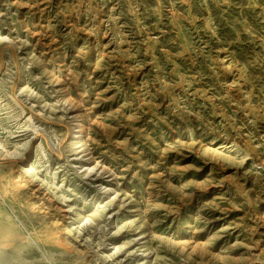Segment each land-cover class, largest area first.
I'll use <instances>...</instances> for the list:
<instances>
[{
  "label": "rangeland",
  "instance_id": "rangeland-1",
  "mask_svg": "<svg viewBox=\"0 0 264 264\" xmlns=\"http://www.w3.org/2000/svg\"><path fill=\"white\" fill-rule=\"evenodd\" d=\"M22 1L0 264H264V0Z\"/></svg>",
  "mask_w": 264,
  "mask_h": 264
},
{
  "label": "bare ground",
  "instance_id": "bare-ground-1",
  "mask_svg": "<svg viewBox=\"0 0 264 264\" xmlns=\"http://www.w3.org/2000/svg\"><path fill=\"white\" fill-rule=\"evenodd\" d=\"M10 1L16 10H22L23 5H24L22 0H10ZM12 61H13V59L10 57L9 62H12ZM79 126H80V124H76L75 129H78ZM0 145H1V142H0ZM29 158H30V155H28L27 159H29Z\"/></svg>",
  "mask_w": 264,
  "mask_h": 264
}]
</instances>
